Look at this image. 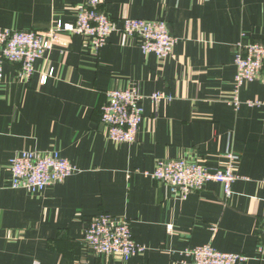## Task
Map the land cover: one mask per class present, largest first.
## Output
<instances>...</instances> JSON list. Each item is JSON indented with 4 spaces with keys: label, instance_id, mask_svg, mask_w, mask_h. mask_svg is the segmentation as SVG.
<instances>
[{
    "label": "crops",
    "instance_id": "obj_1",
    "mask_svg": "<svg viewBox=\"0 0 264 264\" xmlns=\"http://www.w3.org/2000/svg\"><path fill=\"white\" fill-rule=\"evenodd\" d=\"M85 0H0V26L47 31L73 22ZM112 19H163L175 37L164 58L144 53L137 37L112 32L94 49L58 31L29 80L4 62L0 77V264H188L185 250L210 244L257 258L264 217V84L244 82L233 100L235 45L264 43V0H103ZM44 83L41 76L48 73ZM264 74V68H263ZM143 96L136 140L110 139L101 123L105 91ZM169 96L153 102L149 95ZM56 151L75 166L61 182L30 192L11 187L10 159ZM233 152L238 178L225 197L209 181L185 199L145 175L164 158L211 168ZM100 212L128 219L143 250L124 260L88 250L83 232Z\"/></svg>",
    "mask_w": 264,
    "mask_h": 264
},
{
    "label": "built area",
    "instance_id": "obj_2",
    "mask_svg": "<svg viewBox=\"0 0 264 264\" xmlns=\"http://www.w3.org/2000/svg\"><path fill=\"white\" fill-rule=\"evenodd\" d=\"M102 1L85 0L77 8L73 22L58 21L41 33L0 26V77L3 63L13 62L19 65L18 75L29 80L35 60L51 48L61 30L86 38L96 50L106 43L112 32L118 31L137 37L144 53L151 52L159 58L172 53L175 37L165 20L128 16L112 19L100 8ZM234 64L236 71L232 102L237 107L241 103L238 92L244 82L259 80L264 84V43H236ZM50 74L51 70L43 74L41 82L44 83ZM105 97L101 106V123L107 136L115 141H135L143 118V96L137 89L127 88L109 89L105 91ZM168 97L162 92L149 95L154 103ZM245 103L264 105L262 100H247ZM223 157L215 168L184 158H164L157 161L153 171H144V174L164 183L180 199L201 190L209 181L219 182L225 197H230L231 184L238 178L233 168L236 155L226 152ZM10 170L11 187L36 192L63 181L75 171V166L56 151L40 153L25 150L10 159ZM258 233L257 258L264 260V217L258 225ZM82 242L94 253L117 254L124 260L143 250L142 245L132 237L128 219L117 220L106 212L95 214L89 219ZM185 254L190 256L188 264H240L247 258L242 253L219 251L208 243L186 249Z\"/></svg>",
    "mask_w": 264,
    "mask_h": 264
}]
</instances>
